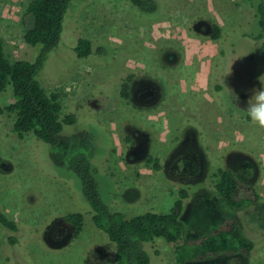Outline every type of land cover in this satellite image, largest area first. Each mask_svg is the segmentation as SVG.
Returning <instances> with one entry per match:
<instances>
[{
    "label": "rangeland",
    "instance_id": "obj_1",
    "mask_svg": "<svg viewBox=\"0 0 264 264\" xmlns=\"http://www.w3.org/2000/svg\"><path fill=\"white\" fill-rule=\"evenodd\" d=\"M30 1L0 0V35L12 62L34 61L42 48L23 38L33 23L26 13ZM161 1L163 8L152 13L131 0L71 2L61 41L38 74L48 94L59 91L61 118L77 117L64 125L60 146L31 132L20 137L15 114H0V206L18 224L17 231L0 224V264H116V244L92 220L81 180L66 165L81 151L112 210L127 217L167 213L187 189L182 219L189 238L237 219L256 243L251 256L186 264H264L258 223L264 222V129L243 110L264 74V49L251 38L259 32L260 0ZM81 37L93 43L88 57L74 50ZM129 73L134 77L125 101L120 90ZM11 96L8 84L0 106ZM220 165L254 185L258 201L229 208L212 185ZM74 212L84 215L77 238L64 219ZM144 248L151 264H179L174 243L161 237Z\"/></svg>",
    "mask_w": 264,
    "mask_h": 264
},
{
    "label": "trees",
    "instance_id": "obj_2",
    "mask_svg": "<svg viewBox=\"0 0 264 264\" xmlns=\"http://www.w3.org/2000/svg\"><path fill=\"white\" fill-rule=\"evenodd\" d=\"M73 0H31L26 13L33 16V23L23 33L24 41L32 46L42 45L34 61L18 59L10 61L5 53V44L0 35V92L8 84L12 85V96L5 106H0V114H15L14 130L24 136L33 133L38 139L52 147L61 145L64 125L76 121V114L69 113L61 118L62 102L59 91L48 94L38 79L50 51L56 48L63 31L67 10ZM251 1V0H248ZM141 11L152 13L162 9L161 0H131ZM256 18L259 32L250 36L259 41L264 49V0L256 6ZM212 38L221 36L220 28L214 25ZM74 50L78 57H88L93 53L90 39L81 37ZM133 73L127 74L122 81L120 96L128 101L131 97ZM220 89L219 85H216ZM153 162V157H149ZM155 166L160 167L159 159ZM66 165L82 183V191L92 207V220L116 244V264H151V256L144 248L157 237L175 245V259L179 264L187 262L209 261L237 254L251 256L256 243L237 219H227L200 238H189L188 229L182 219L185 200L189 197L187 189H182L180 197L167 213L145 212L127 217L124 212L112 210L104 201L97 173L85 151L69 156ZM213 188L231 209L246 208L260 198L254 185L241 178L232 168L220 165L212 175ZM255 216L253 220H255ZM64 219L74 225V237L77 238L84 228V215L80 212L68 213ZM264 230V222L258 221ZM0 224L12 231L18 230V224L10 219L0 206ZM14 241L15 237L10 236Z\"/></svg>",
    "mask_w": 264,
    "mask_h": 264
},
{
    "label": "clouds",
    "instance_id": "obj_3",
    "mask_svg": "<svg viewBox=\"0 0 264 264\" xmlns=\"http://www.w3.org/2000/svg\"><path fill=\"white\" fill-rule=\"evenodd\" d=\"M257 81L258 84L249 90L247 106L243 110L253 124L264 129V74L258 76Z\"/></svg>",
    "mask_w": 264,
    "mask_h": 264
},
{
    "label": "flooded vegetation",
    "instance_id": "obj_4",
    "mask_svg": "<svg viewBox=\"0 0 264 264\" xmlns=\"http://www.w3.org/2000/svg\"><path fill=\"white\" fill-rule=\"evenodd\" d=\"M236 172V171H235ZM237 173V172H236ZM238 174V173H237Z\"/></svg>",
    "mask_w": 264,
    "mask_h": 264
}]
</instances>
